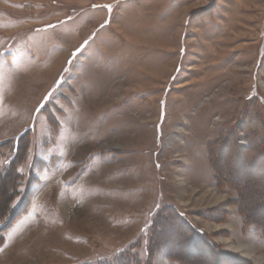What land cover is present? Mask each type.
I'll list each match as a JSON object with an SVG mask.
<instances>
[{
	"label": "rangeland",
	"instance_id": "obj_1",
	"mask_svg": "<svg viewBox=\"0 0 264 264\" xmlns=\"http://www.w3.org/2000/svg\"><path fill=\"white\" fill-rule=\"evenodd\" d=\"M263 82L264 0H0V127L31 129L0 264H264V166L239 200L211 149L261 134Z\"/></svg>",
	"mask_w": 264,
	"mask_h": 264
},
{
	"label": "trees",
	"instance_id": "obj_2",
	"mask_svg": "<svg viewBox=\"0 0 264 264\" xmlns=\"http://www.w3.org/2000/svg\"><path fill=\"white\" fill-rule=\"evenodd\" d=\"M30 132L31 129L27 128L18 136L0 142V156H4L6 151L10 152L8 162L6 161L0 168V218L2 217L3 220H6L4 225L0 227V232L8 226L7 221L10 220L9 218H12L19 210L21 213L27 205V201L24 202L23 200L24 194L25 198H28V193L20 189L24 175L20 172L19 166L24 162L28 153ZM260 132L261 134H259L258 137L253 134L257 137L256 139H254L251 133H248V147L245 149H241V146L236 143V135L234 133L227 131L223 134L222 132L211 148L214 169L217 172L220 184L237 187L239 200H241V197L243 199L244 193L246 195V186L249 187L247 191L250 192V187L252 188V185L257 183L258 177L263 174L261 173L259 176L251 178L240 177L241 172L246 174L253 171V169H259L261 166H264V162L261 163L262 158L264 159V129L261 128ZM215 160L216 162L218 161L217 164ZM221 161L224 162V164L220 163ZM233 179L234 181H232ZM17 198L18 201L15 202ZM3 200L6 202L4 203ZM263 202L264 196L260 200V205L264 206ZM238 204H241V201H238ZM243 213L247 216L245 212ZM248 220H254V218L249 217ZM254 223H259L261 224L260 226L264 227L260 222L254 221ZM127 263L128 262L123 260L115 263L106 262L102 264Z\"/></svg>",
	"mask_w": 264,
	"mask_h": 264
},
{
	"label": "bare ground",
	"instance_id": "obj_3",
	"mask_svg": "<svg viewBox=\"0 0 264 264\" xmlns=\"http://www.w3.org/2000/svg\"><path fill=\"white\" fill-rule=\"evenodd\" d=\"M262 86L264 87V82L262 83ZM260 162V161H259ZM253 175V174H252ZM239 178V177H238ZM183 179V178H182ZM263 180V179H262ZM183 181H182V185H183ZM185 188V185L183 186V191L186 192L187 190L184 189ZM214 196L217 197V199H222L221 196H217V193H213ZM214 198V197H213ZM215 229H220L221 227H219L218 225H214L213 226ZM186 229V228H185ZM186 232V231H185ZM187 233V232H186ZM183 238V237H182ZM221 240V237L219 238ZM188 242V241H187ZM230 242V241H229ZM231 246L230 248H233V249H237L238 251H240L242 254L248 256V257H252V255L256 254V250L254 249L253 245H249V244H234V242L232 243L231 241ZM209 248V247H208ZM181 254V253H180ZM257 263H261V262H264V257H258V259L256 260ZM166 264V263H165Z\"/></svg>",
	"mask_w": 264,
	"mask_h": 264
},
{
	"label": "crops",
	"instance_id": "obj_4",
	"mask_svg": "<svg viewBox=\"0 0 264 264\" xmlns=\"http://www.w3.org/2000/svg\"><path fill=\"white\" fill-rule=\"evenodd\" d=\"M25 126L26 125L19 127L13 123H9L0 127V141L3 139L13 138L18 136L20 133L23 132Z\"/></svg>",
	"mask_w": 264,
	"mask_h": 264
}]
</instances>
